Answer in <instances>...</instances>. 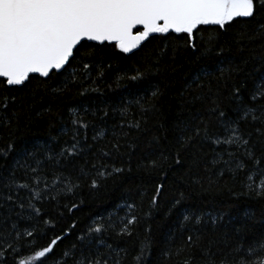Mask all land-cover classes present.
I'll return each instance as SVG.
<instances>
[{"label": "snow or ice", "instance_id": "1", "mask_svg": "<svg viewBox=\"0 0 264 264\" xmlns=\"http://www.w3.org/2000/svg\"><path fill=\"white\" fill-rule=\"evenodd\" d=\"M261 14H264V0H0V125L10 129L23 110L31 107L29 96L35 100L41 91L51 92L57 99L75 87L80 89L77 94L81 97L100 92L97 85L103 82L106 72L97 60L101 50L112 47L120 53L136 55L134 50L142 52V43L151 38L182 40L185 49L196 51L200 33L202 51H212L230 29L250 24ZM203 34H207V39ZM247 38L264 39V23ZM178 47L173 46V51ZM165 55L166 47L157 49L156 58L149 66L143 71L136 68L130 75L126 71L117 78V83L124 79L143 80L153 68L159 70L161 56ZM218 70L223 79L226 69ZM214 71L201 69L194 79L196 87L203 89L200 81L214 75ZM33 81L36 84L29 89ZM88 81L91 84L83 87ZM242 87L232 85L225 94L227 106L220 102V94H216L206 110L197 109V114L183 121L182 143L185 150L196 143L210 144L212 165H222L219 175L228 172L233 179L242 175L241 195L264 199V147L258 154L253 143L255 135L264 145V81L248 93L247 100ZM17 92L24 95L17 96ZM158 97L159 90L151 86L135 100L139 118H129L127 107L117 109L127 127L140 130L149 114L156 110L153 101ZM194 100L203 104L208 97L197 95ZM68 111L69 116L60 120L56 135L50 136L49 142L42 146L41 155L18 150L12 142L0 147V160L7 162L10 157L12 160L11 164L0 166V264H46L70 233L59 235L53 231L48 243L41 245L42 240L48 239L45 228H55L49 219H44L41 205L45 202L59 205L61 195L75 196L82 181L90 180V187L96 189L100 179L123 171L115 166L108 171L109 165L101 160L121 151L119 139L110 150H97L99 154L90 169L86 159L80 163L105 138L106 130L88 119L89 108ZM99 111L103 112L102 117L97 111L91 114L106 125L104 118L109 113L104 108ZM242 124L253 131H243ZM120 127L123 131L124 124ZM180 162L177 159L176 163ZM144 167L154 169L157 161L152 160ZM162 191L163 185L157 184L150 209L159 204ZM182 199L183 194L175 204H180ZM64 207L72 212L77 205ZM118 207L122 211L126 209L125 216L119 217V225L111 216L108 223L102 218L93 221L76 241L65 245L53 264H123L128 250L115 248L106 241V235L112 231L118 237L131 236L140 216L134 202ZM223 218L221 213L185 210L183 222L186 223L181 226L189 231L187 249L198 248L202 264H264V233L249 236L245 225L239 228L233 225L231 234L225 232L223 245L212 240L200 244L204 230L215 233ZM41 221L45 228L39 227ZM187 225L191 228L187 229ZM148 252L149 242L142 241L133 264H141ZM185 264H191V260Z\"/></svg>", "mask_w": 264, "mask_h": 264}, {"label": "trees", "instance_id": "2", "mask_svg": "<svg viewBox=\"0 0 264 264\" xmlns=\"http://www.w3.org/2000/svg\"><path fill=\"white\" fill-rule=\"evenodd\" d=\"M260 23H264V14L258 15L250 24L234 26L212 51H202L204 45L199 42L200 33L197 34L196 51L185 49L182 40L161 41L151 38L142 45V52L136 51V55L123 54L112 47L101 50L97 60L103 64L106 72L103 82L97 85L100 92H89L81 97L77 94L80 89L75 87L57 99L51 92L44 94L41 91L35 100L29 96L31 107L23 110L19 119L12 122L10 129L0 125V147L12 142L18 150L34 151L41 155L42 146L49 142L50 136L56 135L60 120H66L69 116V108L79 110L87 107L88 119L100 128H105L106 136L99 140L87 157L81 158L80 163L83 164L86 159L87 168L90 169L99 154L97 150H110L117 139L121 145L119 153L108 158L101 157L109 165L108 171H111V166H115L123 169L121 173L100 179L96 189L90 187V180L82 181L75 196L61 195L59 205L55 202L41 205L44 219H49L51 225H55L54 229L45 228L41 221L39 227L45 228L48 233V239L42 240L41 245L48 243L53 231L59 235L65 231L70 233L46 264H53L65 245L76 241L77 236L86 231L93 221L102 218L104 223H108L111 216L115 224L119 225V217L125 216L126 209L122 211L118 206L126 202L137 204L140 222L136 230L131 236L118 237L112 231L106 235V241L115 248L128 250L129 255L123 264H133V257L145 240L149 242V252L141 264H185L186 260H191V264H202L199 249L189 251L185 245L189 231L181 225L186 223L183 222V214L188 209L197 213L223 214L224 218L215 233L210 229L204 230L201 245H206L209 240L223 245L224 234H231L233 225L237 228L245 225L249 236L264 233V199L241 195L242 175L235 179L228 172L219 175L218 169L222 165H212L213 151L210 144L196 143L185 150L182 143L184 134L181 131L183 121L197 114V109L206 110L216 94H220V102L227 106L229 101L225 94L231 90L232 85H242L241 91L247 100L248 93L264 81V39L247 38L258 29ZM203 35L207 39V34ZM175 45L179 47L174 52ZM165 47L167 55L161 56L159 70L153 68L141 81L124 79L117 83V78L126 71L129 75L136 68L143 71L155 60L157 49ZM145 53L148 55L142 59ZM219 68L226 69L223 79L220 78ZM201 69L215 70L214 75L200 81L204 85L203 89L194 83ZM35 84L36 81H33L29 89ZM89 84L91 81L83 87ZM151 86L159 90L158 99L153 101L156 110L149 114L140 130L128 128L117 109L127 107L129 118H139V107L135 100ZM15 95L23 96L24 93L17 92ZM197 95H207L208 100L202 104L194 100ZM19 103L18 100L17 105ZM101 108L107 109L109 113L104 118L106 125L91 114L97 111L98 116L102 117L103 112L99 111ZM121 124H124L123 131ZM241 127L245 132L253 131L247 125L242 124ZM125 132L126 136L123 134ZM253 143L259 154V149L264 145L255 135ZM177 152L180 153L179 157ZM15 155L13 152L12 156ZM177 159L181 161L179 164L176 163ZM152 160L157 161L156 168L144 167ZM6 163H12L11 157L7 162L0 160V166ZM157 184L163 185V191L158 197L159 204L150 209ZM181 194V203L175 204ZM72 204L77 207L69 212L64 206L71 207ZM190 228L191 225H187V229ZM116 230L119 231V227Z\"/></svg>", "mask_w": 264, "mask_h": 264}, {"label": "water", "instance_id": "3", "mask_svg": "<svg viewBox=\"0 0 264 264\" xmlns=\"http://www.w3.org/2000/svg\"><path fill=\"white\" fill-rule=\"evenodd\" d=\"M142 30H143V29L141 28V31H142ZM145 42H146V41H145ZM145 42H143L142 45H143ZM134 51L136 52V51H138V50H134ZM129 54H131V53H129Z\"/></svg>", "mask_w": 264, "mask_h": 264}]
</instances>
